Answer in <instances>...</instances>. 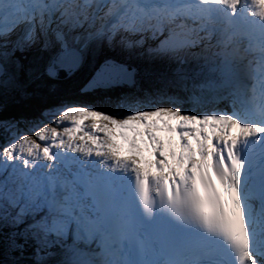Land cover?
Segmentation results:
<instances>
[{
    "label": "snow or ice",
    "instance_id": "snow-or-ice-1",
    "mask_svg": "<svg viewBox=\"0 0 264 264\" xmlns=\"http://www.w3.org/2000/svg\"><path fill=\"white\" fill-rule=\"evenodd\" d=\"M0 264H264V0H0Z\"/></svg>",
    "mask_w": 264,
    "mask_h": 264
}]
</instances>
